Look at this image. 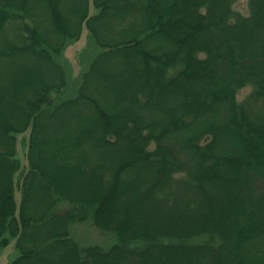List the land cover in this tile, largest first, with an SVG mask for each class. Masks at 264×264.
<instances>
[{
	"label": "trees",
	"instance_id": "1",
	"mask_svg": "<svg viewBox=\"0 0 264 264\" xmlns=\"http://www.w3.org/2000/svg\"><path fill=\"white\" fill-rule=\"evenodd\" d=\"M237 1L0 0L10 264H264V0ZM88 220L116 243L81 246Z\"/></svg>",
	"mask_w": 264,
	"mask_h": 264
},
{
	"label": "rangeland",
	"instance_id": "2",
	"mask_svg": "<svg viewBox=\"0 0 264 264\" xmlns=\"http://www.w3.org/2000/svg\"><path fill=\"white\" fill-rule=\"evenodd\" d=\"M234 9L239 13L248 15V0H238L234 5ZM93 12L94 9L91 7V13ZM88 37V31L86 29L84 30L82 38L78 42H73L65 52V57L67 58L66 65L68 66L69 76L72 82V90L70 93H74L77 85L81 81V74L93 57V53L91 52V49H89L91 45H88ZM251 91V87L241 90L238 94V100H245L250 95ZM28 142L29 133L18 137V157L21 159L25 168H27L26 155L28 151ZM20 197L21 193L17 191L18 200ZM65 207H67V205H65ZM71 235L81 246L98 245L107 250L116 243V239L112 234L99 231L90 220L84 223L73 224L71 226ZM16 242L17 241L14 238L7 247L0 249V264H10L15 258H17L19 252Z\"/></svg>",
	"mask_w": 264,
	"mask_h": 264
}]
</instances>
